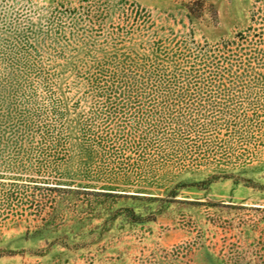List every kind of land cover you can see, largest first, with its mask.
Wrapping results in <instances>:
<instances>
[{
    "label": "rangeland",
    "instance_id": "1",
    "mask_svg": "<svg viewBox=\"0 0 264 264\" xmlns=\"http://www.w3.org/2000/svg\"><path fill=\"white\" fill-rule=\"evenodd\" d=\"M0 264H264V0H0Z\"/></svg>",
    "mask_w": 264,
    "mask_h": 264
}]
</instances>
